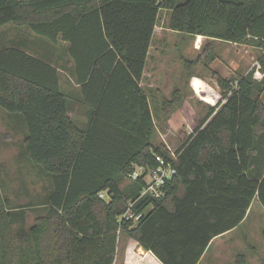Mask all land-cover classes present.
I'll list each match as a JSON object with an SVG mask.
<instances>
[{
  "label": "trees",
  "instance_id": "16d2710c",
  "mask_svg": "<svg viewBox=\"0 0 264 264\" xmlns=\"http://www.w3.org/2000/svg\"><path fill=\"white\" fill-rule=\"evenodd\" d=\"M161 10L171 31L263 54L233 84L215 76L220 96L174 150L176 174L163 196L140 197L144 182L129 178L133 166L151 168L154 154L167 155L154 146L139 88ZM7 26L65 50L92 117L85 130L72 122L49 60L22 44L0 47V110L23 123L24 155L51 188L38 206L46 213L19 232L0 177V264H113L123 235L162 264H197L212 239L240 224L255 196L264 207V0H0V30ZM180 96L174 90L163 100L165 114ZM136 98L141 113L132 112ZM127 211L141 217L121 218Z\"/></svg>",
  "mask_w": 264,
  "mask_h": 264
},
{
  "label": "rangeland",
  "instance_id": "374dc122",
  "mask_svg": "<svg viewBox=\"0 0 264 264\" xmlns=\"http://www.w3.org/2000/svg\"><path fill=\"white\" fill-rule=\"evenodd\" d=\"M158 18L157 30L168 29L169 24L164 11H160ZM196 37H193L192 45L200 48L197 51L200 64L195 66L194 71L201 76L202 89L208 94H201L200 99H195L189 92L190 90L184 89L187 94L185 106L190 107V112L184 114L186 116L184 119L176 117L180 114L176 112L175 116L168 121H157L158 132H156L155 147L163 146L166 149L169 147L172 151L176 150L194 130L197 121L204 117L206 107L213 106L218 100L220 95L215 93L220 90L215 76L232 81L233 84L256 68L257 60L263 54L261 48ZM179 41L181 40L177 38L172 39L171 45L165 50V64L170 65L171 73L174 75L169 83L178 78L179 71L183 72L187 69L186 61L182 62V59H179L182 55L181 51H184L187 57L195 58V55L188 54L187 44L184 45L188 42L187 39L178 46L183 50L174 49L172 43ZM19 44H22L31 54L49 60L52 45L47 40L33 35L25 27L7 26L0 30V47ZM160 60L162 61L161 58ZM254 77L259 79L262 74L255 72ZM212 98L215 99L212 100ZM261 101L264 105V92ZM9 116L0 110V177L5 186L3 197L9 201L13 227L15 231L21 232L27 230L32 225L34 217L39 214L38 206L42 205L44 193L50 184H47L42 176H36L38 173L35 165L31 164L24 155L25 128L23 123ZM126 183L128 181H124L121 186H125Z\"/></svg>",
  "mask_w": 264,
  "mask_h": 264
},
{
  "label": "crops",
  "instance_id": "0c3cea01",
  "mask_svg": "<svg viewBox=\"0 0 264 264\" xmlns=\"http://www.w3.org/2000/svg\"><path fill=\"white\" fill-rule=\"evenodd\" d=\"M162 11H164L167 23L169 24V12L166 10ZM156 26L152 33L139 88L147 99L152 120L158 132L156 127L157 121H168L175 116L176 112L180 113L176 117L186 118L184 114L190 112V107L186 108L187 106H185L187 98L186 90H190L189 92L195 99H200L201 94H208V92L202 89L201 76L194 71L195 66L200 64L197 54L200 48L192 45L193 37L169 29L157 30ZM159 28L163 29L162 27ZM175 38L181 41L172 43L174 49L181 50L182 48L178 46L184 43L183 40L187 39L188 42L184 43V45L187 44L188 54L195 55V58H189L184 54V51H181L182 55L179 59H182V62L193 63V65H188L187 69H184L183 72L179 71L178 78L172 80L174 82L169 83L174 75L171 73L170 65L165 64L164 55L165 50L171 45V40ZM201 38L204 39L203 37ZM26 52L31 54L29 51ZM49 64L56 67L59 72L60 89L67 100L68 116L78 128L85 130L92 117V110L83 103L80 87L74 81L72 61L65 54V50L55 47L50 49ZM162 84L163 87H161ZM174 90H181L180 99L175 107L168 114H165L162 107L163 100H171ZM215 94L219 96L220 92L218 91ZM115 96L114 100H122L121 95L120 97ZM214 99L212 98V100ZM124 108H126L125 101H122L120 109ZM134 110L140 113L143 111L141 101L138 98H136V107L132 112ZM262 145L263 143L259 139L257 144L259 150L258 157L261 154ZM262 173H264V170ZM42 178L46 179L47 184H50L47 178L43 176ZM50 190L49 186L44 196H48L51 192ZM41 208H43L42 211L34 219L46 213L47 207ZM113 264L162 263L150 251L143 250L136 241L123 235L118 237ZM197 264H264V207L257 196L253 198L240 224L223 235L212 239Z\"/></svg>",
  "mask_w": 264,
  "mask_h": 264
},
{
  "label": "built area",
  "instance_id": "2783aa9c",
  "mask_svg": "<svg viewBox=\"0 0 264 264\" xmlns=\"http://www.w3.org/2000/svg\"><path fill=\"white\" fill-rule=\"evenodd\" d=\"M167 155L154 154V160L156 165L154 167L134 165L133 172L129 178L132 180L141 178L144 182L140 197L145 195H151L154 198H160L163 196V188L170 184L171 180L176 174L175 163L177 161V155L169 147L166 149ZM99 198L108 201L105 192L99 194ZM131 205V203H130ZM140 214L136 215L130 211L125 212L121 218L130 219L133 221L139 220Z\"/></svg>",
  "mask_w": 264,
  "mask_h": 264
}]
</instances>
